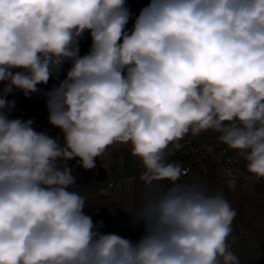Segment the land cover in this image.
<instances>
[{"label": "clouds", "instance_id": "9594fccd", "mask_svg": "<svg viewBox=\"0 0 264 264\" xmlns=\"http://www.w3.org/2000/svg\"><path fill=\"white\" fill-rule=\"evenodd\" d=\"M130 19L127 0H0V264H241L224 191L169 157L211 133L264 179V0H149ZM50 79L56 136L7 99ZM118 144L140 166L136 240L100 231L75 190Z\"/></svg>", "mask_w": 264, "mask_h": 264}, {"label": "crops", "instance_id": "0c3cea01", "mask_svg": "<svg viewBox=\"0 0 264 264\" xmlns=\"http://www.w3.org/2000/svg\"><path fill=\"white\" fill-rule=\"evenodd\" d=\"M148 3L149 0H127V7L133 18L127 26L129 29L140 10ZM201 138L216 141L211 133L202 134ZM169 159L181 165L187 161L180 150L174 152ZM99 161L105 167V178L79 184L75 189L89 197V207L85 208V212L92 216L94 223L102 222L100 231L136 240L142 229L132 223L127 212L133 210L143 192V187L138 182L139 161L131 155L127 146L120 144L111 147L107 158ZM240 163L244 184L238 180L236 189L232 191L224 184L207 186L210 191L223 190L226 199L237 212L230 243L241 264H264V179L257 181L247 172L244 163ZM190 177H196L195 168H192ZM101 188L108 189L110 195H100Z\"/></svg>", "mask_w": 264, "mask_h": 264}, {"label": "built area", "instance_id": "2783aa9c", "mask_svg": "<svg viewBox=\"0 0 264 264\" xmlns=\"http://www.w3.org/2000/svg\"><path fill=\"white\" fill-rule=\"evenodd\" d=\"M183 147L180 153L187 160L183 165L184 179L188 181L206 182L207 185H219L223 183L222 170L230 168L238 177L240 183L245 179L241 177L242 166L237 162L235 154L225 149L217 141H210L198 137H185L181 141ZM192 168L196 169V177H190ZM140 168L138 169V174Z\"/></svg>", "mask_w": 264, "mask_h": 264}, {"label": "trees", "instance_id": "16d2710c", "mask_svg": "<svg viewBox=\"0 0 264 264\" xmlns=\"http://www.w3.org/2000/svg\"><path fill=\"white\" fill-rule=\"evenodd\" d=\"M133 18L129 20L132 21ZM91 43V38L89 33H85L84 37L80 41V54L84 55L88 52ZM70 65L68 63L64 64L63 71L60 79L64 78V74ZM58 83L56 79H50L47 85H39V92L31 94L26 97L23 92L17 91L12 96H8L7 99L10 101H15V109L12 111L11 118H21V119H33L34 124L38 130H50V134L53 136L58 135L59 130L53 129L47 122V110H46V99L43 96V92L47 91L53 84ZM74 164L75 162H71ZM105 167L101 161H97V167L90 171H85L81 168H76L74 175L77 177V185L91 183L105 178Z\"/></svg>", "mask_w": 264, "mask_h": 264}]
</instances>
